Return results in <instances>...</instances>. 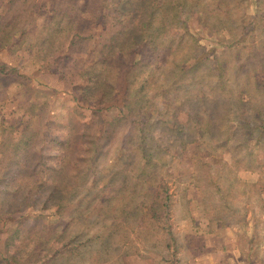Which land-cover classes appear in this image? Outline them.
Segmentation results:
<instances>
[{
	"label": "rangeland",
	"instance_id": "1",
	"mask_svg": "<svg viewBox=\"0 0 264 264\" xmlns=\"http://www.w3.org/2000/svg\"><path fill=\"white\" fill-rule=\"evenodd\" d=\"M155 1L0 0V264L264 262V0Z\"/></svg>",
	"mask_w": 264,
	"mask_h": 264
},
{
	"label": "trees",
	"instance_id": "2",
	"mask_svg": "<svg viewBox=\"0 0 264 264\" xmlns=\"http://www.w3.org/2000/svg\"><path fill=\"white\" fill-rule=\"evenodd\" d=\"M145 1H148V2H151V3H154V2H157V1H155V0H145ZM140 5V8L142 9V8H146V4L145 3H142V0H141V3L139 4ZM163 6H166V5H163ZM167 7V6H166ZM175 7V12H176V14H180L181 13V10H180V5L178 4V5H174L172 8H174ZM115 12H116V10H115ZM185 23V22H184ZM17 24V22H15V21H13V20H11V21H7V23L5 24V25H0V51H2V50H4V49H6V47H10V48H12L11 46H18V47H22V45H24L25 44V42H24V39H16V40H14V35H12L11 37L10 36H5L3 33L5 32V31H7V30H10V31H8V34H11V29H8L9 27H11V26H15ZM12 28V27H11ZM18 33H20V34H24L25 33V31H17L16 32V34H18ZM155 37V36H154ZM154 37L151 39V42L155 45V41H156V43H158L159 44V42H160V40H161V34H158V35H156V37H155V39H154ZM147 41H148V43H149V40L148 39H143V42L142 41H140V44L141 45H144V46H146L147 45ZM193 42H194V44H195V46L197 45L196 43H195V40H192ZM114 52H115V50L114 51H112V50H109L108 52H107V59L108 58H112L113 56H114ZM144 54L143 53H141L140 54V58L141 59H139L135 64H140V63H143L144 62V56H143ZM170 57V55H166V56H164L162 59H160L161 61L162 60H164V64H165V66H172V64H170V63H174V61H171V59L169 58ZM166 58V59H165ZM168 58V59H167ZM187 59L186 58H184L182 61H186ZM202 59H200L199 61H198V63H195V62H193V64L195 65V64H199V62L201 61ZM0 72H2V73H5L3 70H0ZM8 72V71H7ZM6 72V73H7ZM10 74V73H9ZM156 89H158V85L157 86H155L154 87V90H156ZM126 91H127V87H126V90L122 93L123 94V97H116V98H113L112 99V101H113V104L116 106L117 104H121L122 102H125V105H124V107L126 108V109H128L131 105H128L127 104V98H128V95H127V93H126ZM243 99H239V107H240V105H242L243 104ZM113 105V106H114ZM252 111L254 112V114L256 115V114H259L260 112H261V110H259V109H257V107H255V108H253L252 109ZM248 136V135H247ZM166 202H165V204H166V206H167V198H166V200H165ZM62 210H63V208H62ZM53 216H57L56 214H53ZM50 260H48L47 261V264H48V262H49ZM28 263H30V262H24V261H16V259H14L13 257H10V258H7L6 260H5V262H2L1 264H28Z\"/></svg>",
	"mask_w": 264,
	"mask_h": 264
},
{
	"label": "crops",
	"instance_id": "3",
	"mask_svg": "<svg viewBox=\"0 0 264 264\" xmlns=\"http://www.w3.org/2000/svg\"><path fill=\"white\" fill-rule=\"evenodd\" d=\"M262 264H264V262Z\"/></svg>",
	"mask_w": 264,
	"mask_h": 264
}]
</instances>
